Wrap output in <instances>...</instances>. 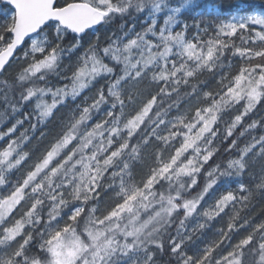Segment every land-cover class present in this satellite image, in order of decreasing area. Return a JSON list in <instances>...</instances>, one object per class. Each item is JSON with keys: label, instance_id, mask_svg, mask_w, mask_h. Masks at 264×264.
<instances>
[{"label": "snow or ice", "instance_id": "snow-or-ice-1", "mask_svg": "<svg viewBox=\"0 0 264 264\" xmlns=\"http://www.w3.org/2000/svg\"><path fill=\"white\" fill-rule=\"evenodd\" d=\"M262 108L264 0H0V264H264Z\"/></svg>", "mask_w": 264, "mask_h": 264}, {"label": "trees", "instance_id": "trees-1", "mask_svg": "<svg viewBox=\"0 0 264 264\" xmlns=\"http://www.w3.org/2000/svg\"><path fill=\"white\" fill-rule=\"evenodd\" d=\"M217 2L221 3L224 12L227 15V13L234 12L236 10L239 0H217ZM118 23L120 22L117 21V24ZM137 26L139 27V24ZM115 27L116 25H112V28ZM100 34L103 37L105 35V29H101ZM240 63L241 62L238 60L234 61L233 71H235L236 67H238ZM207 87L208 88L215 87V81L210 79L208 81ZM61 111L62 112L66 111V109H62ZM260 115H264V108L260 109L257 115L254 116L253 118L258 119ZM50 127L52 126L50 125ZM261 131L264 130H258L257 132H254V134H259ZM256 172H259V166H257ZM243 179L245 183H251L253 178L250 175H246ZM243 214L244 213H242V215ZM247 214L256 220L264 219V199L257 197V199L253 202V206L248 210ZM227 219H228L227 217H223V218H218L217 220L211 222L210 227L207 230H205L203 236H200L198 239H195V245H190L189 251L195 250V246L203 247V241L212 239L216 231L219 228L225 226ZM166 260H168V257L165 255L162 258V261H166Z\"/></svg>", "mask_w": 264, "mask_h": 264}]
</instances>
